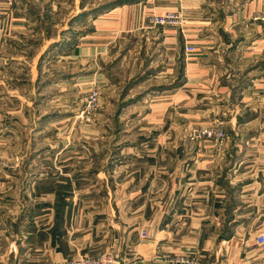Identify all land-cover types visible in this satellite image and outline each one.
<instances>
[{
  "label": "crops",
  "instance_id": "1",
  "mask_svg": "<svg viewBox=\"0 0 264 264\" xmlns=\"http://www.w3.org/2000/svg\"><path fill=\"white\" fill-rule=\"evenodd\" d=\"M166 11L180 28L150 25ZM124 58L137 82L111 81L102 96L103 64ZM94 85L105 118L95 129L126 112L125 141L88 139L70 120L65 103ZM211 127L226 137L196 135ZM8 143L29 150L0 169V210L13 211L0 215V264L101 253L118 264H264V0H0Z\"/></svg>",
  "mask_w": 264,
  "mask_h": 264
},
{
  "label": "rangeland",
  "instance_id": "2",
  "mask_svg": "<svg viewBox=\"0 0 264 264\" xmlns=\"http://www.w3.org/2000/svg\"><path fill=\"white\" fill-rule=\"evenodd\" d=\"M150 19V18H149ZM153 27H161V26H157V25H152ZM179 28V27H176ZM140 41L139 40H136ZM152 41V40H151ZM74 40L71 41L70 46L69 47H65V52H71L70 48H73L75 46L74 44ZM67 50V51H66ZM119 60L121 59L118 58ZM118 59L112 63V64H103L104 68H105V72L107 73L106 75H108L106 77V79L108 80V85H106V81H104L103 84V91H102V96H104L105 94H108V96H111V92L109 90H106V88L109 87V84L111 81L114 82H119L121 81L126 87V89L131 88L136 82L137 80H129L130 75L133 73V70H131L127 63H128V59L124 58L123 62L120 64H117ZM74 65H72L73 67ZM142 78V76L139 75L138 79ZM129 80V81H128ZM152 81V80H151ZM90 83V82H89ZM92 84V83H90ZM127 84V85H126ZM110 88V87H109ZM100 89V88H99ZM96 92L97 93V101H96V105H89L88 101L90 98V95ZM133 99V98H132ZM130 100V99H129ZM128 98L125 97V100H123V102L121 103V107H124L128 104ZM131 101V100H130ZM129 101V102H130ZM120 104V103H119ZM62 105V103H61ZM66 105H70V120H81L84 122L83 124V128H81L82 133L86 134V136L89 137H93L95 135L99 136H118L120 138V140L125 141L126 137L128 135V132L130 131L131 128H128L126 125V120L129 118L128 114H126V112L124 114H122L121 117V123L119 125H115L113 128H103L101 129V131H99L98 129H95L94 123L97 120L100 119H105L104 116L101 117V113L99 112V108H100V94H99V90L95 89V85L91 86L90 89H88L87 93L82 94L78 97V95L76 94V96H72L70 99V104H66L65 103V108ZM61 107V106H60ZM114 107H117V102L114 103ZM119 107V105H118ZM103 115H107V113H102ZM41 117V116H40ZM39 117V119H40ZM108 117L111 118V111L108 112ZM23 121H31V120H35L37 119L36 114H34V112L32 111H28V110H23L22 112V118ZM29 130V129H28ZM90 141V140H89ZM45 144H40L39 147H46L44 146ZM122 146V145H120ZM106 145H104V151H106ZM29 150V145H23L21 146L20 144H6V148L5 151L4 149L0 148V169L1 170H6V171H13L15 168L20 166L21 160L20 157L22 155V151H26ZM43 150V149H42ZM31 192H23L24 195V199H26L27 195H30ZM7 194H11L9 192H7ZM0 215H5V216H9L12 214L11 212V208L7 207L6 209L3 210V208H1L0 210ZM6 220H9V218H7ZM0 227H2V225H0ZM261 246H264L261 245Z\"/></svg>",
  "mask_w": 264,
  "mask_h": 264
},
{
  "label": "built area",
  "instance_id": "3",
  "mask_svg": "<svg viewBox=\"0 0 264 264\" xmlns=\"http://www.w3.org/2000/svg\"><path fill=\"white\" fill-rule=\"evenodd\" d=\"M150 24L157 26H172V27H181L182 19L178 13L174 11H166L160 15H152L149 19ZM188 51L192 49L187 48ZM97 93L93 92L89 98V105H96ZM197 136L223 139L226 137L225 132L220 127H211L204 128L196 133ZM144 235V232H142ZM256 243L258 245L264 244V235L259 234L256 238ZM174 264H198V258L196 256H176L172 259ZM61 264H118V261L115 257L110 254L101 253L94 256L89 255H75L74 257L63 261Z\"/></svg>",
  "mask_w": 264,
  "mask_h": 264
}]
</instances>
